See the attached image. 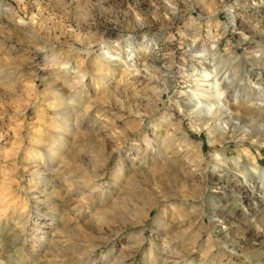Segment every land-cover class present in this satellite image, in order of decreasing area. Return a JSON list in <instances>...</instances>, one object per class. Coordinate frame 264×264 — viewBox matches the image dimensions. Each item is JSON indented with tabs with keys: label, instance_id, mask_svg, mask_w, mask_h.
I'll return each instance as SVG.
<instances>
[{
	"label": "rangeland",
	"instance_id": "obj_1",
	"mask_svg": "<svg viewBox=\"0 0 264 264\" xmlns=\"http://www.w3.org/2000/svg\"><path fill=\"white\" fill-rule=\"evenodd\" d=\"M0 264H264V0H0Z\"/></svg>",
	"mask_w": 264,
	"mask_h": 264
},
{
	"label": "bare ground",
	"instance_id": "obj_2",
	"mask_svg": "<svg viewBox=\"0 0 264 264\" xmlns=\"http://www.w3.org/2000/svg\"><path fill=\"white\" fill-rule=\"evenodd\" d=\"M203 73V79L198 81V86L200 87V89L197 90L195 94H193L194 96H196V101L193 106H204L206 108L205 110H207L205 113L209 112L213 115L212 117L218 118L220 116V109L225 105V103L222 102V100L225 98L223 91H221L222 84L220 85L221 82L216 83L219 78H213L212 85L210 84L211 86L207 87L210 81V75L205 71H203ZM255 73L258 74V77H260V72L255 71L254 68L250 69L249 77H251ZM200 99H202L203 101H200Z\"/></svg>",
	"mask_w": 264,
	"mask_h": 264
}]
</instances>
